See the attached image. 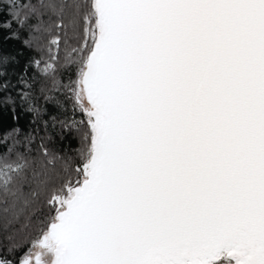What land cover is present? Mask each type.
<instances>
[{
    "label": "snow or ice",
    "instance_id": "6c2138e0",
    "mask_svg": "<svg viewBox=\"0 0 264 264\" xmlns=\"http://www.w3.org/2000/svg\"><path fill=\"white\" fill-rule=\"evenodd\" d=\"M0 40L71 101L66 152L0 132V264H264V0H0Z\"/></svg>",
    "mask_w": 264,
    "mask_h": 264
},
{
    "label": "trees",
    "instance_id": "16d2710c",
    "mask_svg": "<svg viewBox=\"0 0 264 264\" xmlns=\"http://www.w3.org/2000/svg\"><path fill=\"white\" fill-rule=\"evenodd\" d=\"M7 35V33H4ZM0 52L4 55L14 58L10 61L7 71L8 77L13 85L7 92L0 93V132H6L12 128H19L24 132L31 131L34 127L38 130L42 127L43 121L48 122L47 134L52 137L50 147L53 149H63L65 152L70 146L68 139L61 140L59 136V121L65 118L66 113L58 106L57 101L60 104L65 105L69 110L71 109V101L67 99L69 95L67 89L61 87L59 92L55 90L46 91L41 94L38 88L44 81H39L35 84L33 88V94L35 99L29 102H20L17 93L20 90V85L18 84V76L21 74L22 69L29 63L32 56L34 55L27 48H25L17 40H0ZM29 77L36 76V70L29 68ZM67 81L65 80V83ZM59 87V85H57ZM11 95L13 99L16 100V104H6L3 103V98ZM45 95H50L53 97L51 100H46ZM34 104L41 110V117L37 119L34 112L29 111V105ZM13 108L15 109L13 111ZM53 117L56 118L53 121ZM37 122L34 124L33 121ZM54 125V126H53ZM41 136L45 135V132L40 131ZM72 146L74 142H72ZM63 155V153H60ZM54 163H57L54 161Z\"/></svg>",
    "mask_w": 264,
    "mask_h": 264
}]
</instances>
